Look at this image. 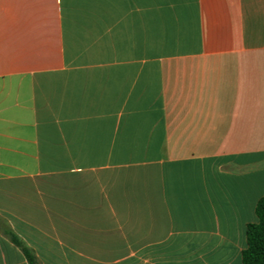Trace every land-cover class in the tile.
<instances>
[{
	"label": "crops",
	"instance_id": "1",
	"mask_svg": "<svg viewBox=\"0 0 264 264\" xmlns=\"http://www.w3.org/2000/svg\"><path fill=\"white\" fill-rule=\"evenodd\" d=\"M264 195V0H0V264H241Z\"/></svg>",
	"mask_w": 264,
	"mask_h": 264
},
{
	"label": "trees",
	"instance_id": "2",
	"mask_svg": "<svg viewBox=\"0 0 264 264\" xmlns=\"http://www.w3.org/2000/svg\"><path fill=\"white\" fill-rule=\"evenodd\" d=\"M256 222L248 224L245 230L246 248L241 253V264H264V195L256 203ZM10 241L21 249L28 264H36L32 253L12 234L6 233Z\"/></svg>",
	"mask_w": 264,
	"mask_h": 264
}]
</instances>
